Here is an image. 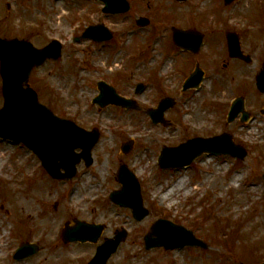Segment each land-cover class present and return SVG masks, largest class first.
Segmentation results:
<instances>
[{"label":"rangeland","instance_id":"obj_1","mask_svg":"<svg viewBox=\"0 0 264 264\" xmlns=\"http://www.w3.org/2000/svg\"><path fill=\"white\" fill-rule=\"evenodd\" d=\"M129 1L130 12L112 16L102 14V4L94 2L91 9L83 5V0H0V36L30 37L34 44L41 45L53 37L63 41L64 55L54 76L40 74L43 78L34 79L32 87L38 89L40 101L59 116L102 134L93 150L94 164L78 166V176L70 182L52 180L23 145L0 140V264L21 263L12 257L28 234L29 222L37 227L29 240L42 247L24 264H80L92 258L97 245H65L61 240L64 225L73 218L105 225L99 243L112 238L116 231H127L108 264L263 263L264 95L258 92L255 78L264 64V0H236L227 6L224 0H189L183 4L176 0ZM139 16L150 18L151 25L138 27ZM189 16L190 24L208 39L203 52H211L209 58H198L206 66V78L196 92L182 88L200 63L186 59L168 45L173 26L192 28L187 25ZM85 20L105 23L116 38L91 47L85 42L74 43L72 39L84 30ZM229 31L238 32L243 52L252 59L250 64L226 56ZM35 32L43 34L42 42L32 35ZM151 36H156L160 45L156 47L159 58L153 63L151 55L157 53L148 54ZM138 49L139 54L134 53ZM166 54L174 60L160 84L153 70L160 73L158 64ZM204 64L200 65L205 68ZM52 67L47 66V71ZM100 80L140 101L142 107L175 98L174 107L165 113L167 124H153L139 104L129 110L94 105ZM141 81L149 86L137 95L135 88ZM238 96L246 99V110L252 115L247 124L239 118L227 122L230 104ZM2 105L0 91V108ZM135 113L144 114L147 121L142 122ZM188 113L192 114L186 120ZM197 114L201 121H194ZM224 132L247 150L243 161L232 156L203 155L189 169L159 168L162 146L177 147L192 135L212 137ZM131 140L133 149L125 154L122 144ZM120 164H127L141 183L144 204L150 211L142 222H136L129 209L109 199L112 191L120 189L115 178ZM175 187L176 192L163 199ZM161 217L181 223L210 248L145 250L144 236Z\"/></svg>","mask_w":264,"mask_h":264},{"label":"water","instance_id":"obj_2","mask_svg":"<svg viewBox=\"0 0 264 264\" xmlns=\"http://www.w3.org/2000/svg\"><path fill=\"white\" fill-rule=\"evenodd\" d=\"M105 3L104 12L123 14L129 11L126 0H100ZM181 2L186 0H179ZM230 4L233 0H225ZM147 19L138 20V24L146 26ZM85 38H93L97 41L110 40L112 34L103 26L90 27L84 34ZM174 40L182 48H190L194 51L202 43V37L196 36L191 31L174 30ZM229 50L232 57H244L240 50L239 38L229 35ZM61 55V45L54 41L46 49L39 51L31 44L17 40H0L1 74L3 78L4 107L0 110V138L13 142H23L32 149L42 160L47 172L56 179L62 178L60 169L67 170L65 178H72L76 174V164L84 158L87 165L92 163L91 152L99 141L98 131L88 132L77 126L74 122L62 119L46 106L38 102L37 94L31 88L24 89L29 74L34 66L42 64L47 58H58ZM202 79V72L197 71L186 82L185 88L196 86ZM257 87L264 94V67L257 76ZM101 94L94 102L105 106L113 103L123 106H131L132 103L118 96L115 90L104 82L99 83ZM143 88L139 86V91ZM171 99L162 101L157 109L149 113L155 123L164 122V112L173 105ZM243 113L242 121H246L249 114L244 111V100L237 99L229 114V122ZM76 148H82L80 155L75 154ZM132 149L131 144L123 146L124 152ZM204 153L210 155H232L244 159L247 152L234 144L232 137L223 134L210 139H192L181 144L177 148L164 147L160 156L161 168L180 169L189 166L198 156ZM119 180L123 187L120 191L112 193L111 199L115 203L129 207L133 210L134 217L141 221L149 211L144 207L141 196V186L135 175L122 165L119 172ZM81 225V226H80ZM79 228L74 233L80 240L96 241L102 231V226H93L79 223ZM66 234L69 230H65ZM156 236V237H155ZM126 237V233L120 232L115 240H109L98 249L96 257L89 264H106L110 256L116 252L119 244ZM146 247H164L166 250L182 248L184 246L208 247L202 241L196 239L193 232L183 226L176 225L168 220L160 219L151 228L150 234L145 238ZM22 246L16 254V258H22L28 253ZM25 254V255H24ZM264 264V263H263Z\"/></svg>","mask_w":264,"mask_h":264},{"label":"flooded vegetation","instance_id":"obj_3","mask_svg":"<svg viewBox=\"0 0 264 264\" xmlns=\"http://www.w3.org/2000/svg\"><path fill=\"white\" fill-rule=\"evenodd\" d=\"M61 1V0H60ZM82 1V0H81ZM177 1V0H176ZM189 0H187L185 3H187ZM94 2H96V3H99V4H101L100 2H98L97 0H83V5L85 6V4H87V5H90V8L92 9L94 6ZM178 2V1H177ZM178 3H180V2H178ZM181 4H183V3H181ZM6 9H8V10H10L11 9V5H9V4H7V7H6ZM102 10V9H101ZM41 11H44V10H41ZM45 11H46V9H45ZM44 12H42V14H43ZM44 17H45V15H44ZM150 19V18H149ZM85 22V27L86 26H88V25H93V24H95V23H93L92 22V20H85L84 21ZM187 22H189V23H187V25L188 26H190L191 24H190V16H189V18H188V21ZM190 24V25H189ZM41 25L42 26H44L45 24L42 22L41 23ZM151 25V19H150V24H149V26ZM149 26H147V27H149ZM192 26V25H191ZM152 27V26H151ZM174 27V26H173ZM172 27V28H173ZM192 27H194V26H192ZM196 27V26H195ZM172 28H171V31H172ZM181 28H184V26L183 27H181ZM187 29V28H186ZM84 30L83 29H80L79 30V33L77 34L78 36L83 32ZM156 33H158L159 31H155ZM32 35H36V36H38L39 37V39H40V41L42 42V39H41V36H42V38L44 39V36H43V34L42 33H40V32H35V33H33ZM113 35H114V38H113V40L116 38V34L114 33V31H113ZM158 34H156V36H157ZM153 36V35H152ZM150 37V42H151V46H149L150 47V49L148 50L149 52H148V54H155V53H157L156 55H154L153 57H152V55H151V61H152V63L153 62H155L156 61V59H158L159 58V50H158V48H156L157 46L159 47L160 45L158 44V40L155 38V37ZM0 37H2V36H0ZM161 37L163 38V36L161 35ZM3 38H8V39H21V40H27V41H31L33 44H34V42L31 40V38L30 37H25L24 38V36H22L21 38H19V37H8V36H4ZM52 39H58V40H60L61 41V39H60V37L59 38H56V37H53ZM51 39V40H52ZM51 40H49L46 44H34L36 47H38V48H43V47H45ZM63 42V41H62ZM208 42V41H207ZM85 43L87 44V46H89V47H91L92 45H93V43H94V45H106V44H108L107 42H103L102 44H100V43H97V42H93L92 40H87V41H85ZM205 44H204V46L202 47V48H200V50L198 51V52H192V51H190V50H187L186 49V51H184V50H182L181 48H179L175 43H174V41H173V33H172V35H171V38H170V40H169V47L170 46H174V48H176L177 50H179V52L182 54V55H186V59H188V60H190V61H198L200 64H204V62H202V61H200L198 58H204V59H206V58H209L210 56H211V52H203L204 51V48L206 47V41L204 42ZM63 49H64V47H63ZM139 52H140V50L138 49L137 51H135L134 53H136V54H139ZM135 55V54H134ZM156 58V59H155ZM165 59H164V61H162V63L163 62H165L166 60H169L170 62H172V60H174V59H172V58H169V57H167V54H166V56L164 57ZM172 59V60H171ZM137 60V59H136ZM210 59H208V61H209ZM59 63H60V59L59 60H55V59H49V60H47L40 68H34L33 70H32V73H31V76H30V81H29V84H30V86L32 87V85L34 86V79L35 78H38V77H41V78H43L42 76H40V74H42V75H53L54 76V73L58 70V67H59ZM162 63H160V64H158V68H159V70H160V73H159V71H158V69H154L153 71V75L154 76H156V75H158V77H156V78H161V77H165L166 75H167V73L165 74L164 72H162V70H161V64ZM193 63V62H192ZM186 64H188L187 62H186ZM200 64H196V66H195V69H197V67H198V69L200 70L201 68L204 70V72L206 71L205 69H206V66H205V64H204V67L205 68H203ZM47 66H53L52 67V69L51 70H49V71H47ZM201 67V68H200ZM194 69V70H195ZM168 72V71H167ZM205 74V73H204ZM38 80V79H37ZM31 81H32V83H31ZM149 85H151V83L150 82H152L150 79H149ZM147 84V83H146ZM154 84V83H153ZM148 84H147V86H149ZM32 88H34V87H32ZM35 89V88H34ZM147 89H148V87H147ZM36 90V92L38 93V89H35ZM38 96H39V93H38ZM39 100H40V97H39ZM56 208H57V205H56ZM29 218V217H28ZM73 219H75V218H73ZM25 226H24V232H25ZM29 229H28V234H26V238H24V239H27L28 241H31V240H29V238H31V236L32 235H34V234H36V232H37V227H33L32 225H30V222H29V227H28ZM23 239V240H24ZM39 241V240H38ZM39 242H37V244H38ZM72 244H79V243H72ZM39 245V244H38ZM71 245V244H70ZM40 246V245H39ZM42 247V246H41ZM86 263V260L85 261H83L82 263H80V264H85ZM73 264H75V263H73Z\"/></svg>","mask_w":264,"mask_h":264},{"label":"bare ground","instance_id":"obj_4","mask_svg":"<svg viewBox=\"0 0 264 264\" xmlns=\"http://www.w3.org/2000/svg\"><path fill=\"white\" fill-rule=\"evenodd\" d=\"M189 13H190V11H189ZM170 64H171V62H170L169 60H166L165 62H163V63L161 64V70H162V72H164V73L166 74L167 71H168V69H169ZM190 114H192V113H188V115L186 114V116L184 117V119L186 118V120H187V117L189 118V117H190ZM135 115H139V114H138V113H135ZM139 116H141L140 119H141L142 122H146V121H147L146 116H145L144 114H141V115H139ZM122 117H124V115H122ZM120 119H121V117H120ZM194 121H201V117H200V115L197 114V115L195 116V118H194ZM1 166H3V163H0V168H1ZM238 177H240V176H237V177L234 179V182H236V181L239 179ZM181 186H183V185H182V184L179 185L178 188L181 187ZM95 188H96V187L93 186L92 189H95ZM178 188L175 187V188H173L172 190H170L167 194L164 195L163 199H165V200L169 199V198L171 197V195H173V194L176 192V190H177ZM76 193H77V192H76ZM20 264H24V263H20Z\"/></svg>","mask_w":264,"mask_h":264}]
</instances>
